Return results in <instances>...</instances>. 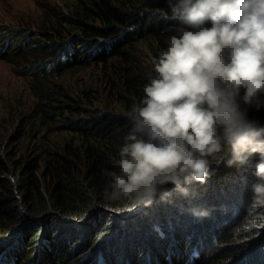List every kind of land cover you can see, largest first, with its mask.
Instances as JSON below:
<instances>
[{"label":"trees","instance_id":"16d2710c","mask_svg":"<svg viewBox=\"0 0 264 264\" xmlns=\"http://www.w3.org/2000/svg\"><path fill=\"white\" fill-rule=\"evenodd\" d=\"M130 2L150 10L128 12ZM166 16L168 0H81L74 18L59 20L67 30L44 34L48 42L35 46H26L29 32H13L0 45V57L6 60L28 47L36 60L19 73L46 79L86 65L88 58L105 64L125 57L136 36H153L162 46L179 27ZM146 74L126 79L117 92L114 103L124 112L94 122L68 118L58 126L72 138L60 151L47 152L42 169L38 158L10 164L0 149V264H264V204L256 203L251 191L258 154L229 167L225 149L207 182L190 186L187 198L174 188H166L169 202L157 195L150 206L129 202L125 207L106 198L107 173L119 171L112 162L125 143L127 112L143 96ZM242 96L243 90L238 103L248 119L264 126V106L245 105ZM42 106L37 115L45 120L85 111L77 104ZM190 208L211 215L197 219Z\"/></svg>","mask_w":264,"mask_h":264},{"label":"clouds","instance_id":"9594fccd","mask_svg":"<svg viewBox=\"0 0 264 264\" xmlns=\"http://www.w3.org/2000/svg\"><path fill=\"white\" fill-rule=\"evenodd\" d=\"M168 4L165 19L179 27L153 58L143 96L127 112L125 143L112 162L119 171L107 173L106 198L125 207L150 206L157 195L169 202V184L187 198L228 149L229 167L258 154L251 191L264 204V126L238 103L243 90L245 105L264 106V0ZM189 212L197 219L211 215L205 208Z\"/></svg>","mask_w":264,"mask_h":264},{"label":"rangeland","instance_id":"374dc122","mask_svg":"<svg viewBox=\"0 0 264 264\" xmlns=\"http://www.w3.org/2000/svg\"><path fill=\"white\" fill-rule=\"evenodd\" d=\"M80 1L0 0V45L6 43L13 32L18 33V36L23 31L29 32L31 39L28 38L26 46L43 43L46 40L44 34L56 36L57 31L62 33L68 26L59 24V20L74 18V11ZM125 10L142 15V12H148L150 8L130 2ZM168 40L160 46V42L153 36L145 40H139V36H136L135 41L126 48L125 57L105 64L93 63L88 58V64L46 79L43 76L38 78L19 73L27 71L31 62L36 60L28 53V47L24 50L22 45L14 56L6 60L0 57L1 156L10 164L38 158L41 159L42 169L47 152L60 151L64 142L72 138V135L57 128L70 122L68 118L94 122L106 113L124 112L119 103H114L119 99L117 92L123 91L126 79L140 77L152 70L153 58L167 48ZM11 46L12 43L9 48ZM43 102L57 106L77 104L85 111L76 116L60 112L59 116L52 114L50 119L45 120L43 114L37 115V110L43 108ZM165 188L174 187L169 184Z\"/></svg>","mask_w":264,"mask_h":264},{"label":"bare ground","instance_id":"6f19581e","mask_svg":"<svg viewBox=\"0 0 264 264\" xmlns=\"http://www.w3.org/2000/svg\"><path fill=\"white\" fill-rule=\"evenodd\" d=\"M2 231V230H1ZM4 232V231H3ZM9 233V232H8ZM2 234V233H1ZM4 234H6V233H4ZM11 240V239H10ZM3 241H5V240H3ZM9 242V241H8ZM4 244V243H3Z\"/></svg>","mask_w":264,"mask_h":264}]
</instances>
